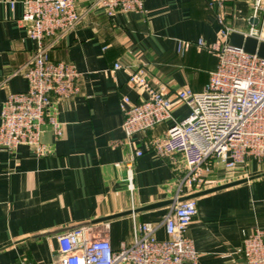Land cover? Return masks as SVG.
Returning a JSON list of instances; mask_svg holds the SVG:
<instances>
[{"label": "crops", "instance_id": "0c3cea01", "mask_svg": "<svg viewBox=\"0 0 264 264\" xmlns=\"http://www.w3.org/2000/svg\"><path fill=\"white\" fill-rule=\"evenodd\" d=\"M95 1L75 0L84 23L50 51L53 61L74 64L81 73L79 94L53 107L62 136L46 129L41 154L28 145L14 152L0 147V264L21 259L49 264L59 256L58 236L76 227L105 236L116 251L132 242L134 226L141 223L156 225L157 237L164 240V217L178 195L254 177L197 197L198 214L187 230L199 253L190 264H244V241L264 230V163L250 160L234 171L219 166L210 183L180 193L186 170L179 158L159 157L150 149L172 125L167 122L133 138L145 152L134 165L133 193L124 181V165L117 167L128 156L120 146L125 138L120 101L147 98L129 83L132 72L144 71L153 87L175 98L183 89L202 91L215 71L218 59L207 48L215 47L221 27L208 8L210 0H143L142 11L113 17L90 12ZM252 4L226 0L227 23L233 33L244 35L256 28L264 40V10L255 17ZM24 12L21 0H0V125L9 95L28 90L20 70L37 49ZM201 40L204 49L197 46ZM182 42L190 46L180 49ZM115 64L121 68L115 70ZM173 114L182 121L190 109L177 104Z\"/></svg>", "mask_w": 264, "mask_h": 264}, {"label": "built area", "instance_id": "2783aa9c", "mask_svg": "<svg viewBox=\"0 0 264 264\" xmlns=\"http://www.w3.org/2000/svg\"><path fill=\"white\" fill-rule=\"evenodd\" d=\"M25 7L23 22L29 36L37 43L33 57L20 70L27 82L26 92L9 95L3 103L0 125V147L14 152L28 145L37 154L43 151L42 137L50 128L62 136L54 104L74 98L80 92L81 73L71 63L55 62L51 49L70 32L84 23V14L75 0H21ZM143 0H96L90 12L102 10L108 17L117 13L142 11ZM208 8L221 27L213 52L218 64L208 83L200 92L191 88L168 97L153 87L144 71L132 72L129 83L147 93V98L133 103L122 97L123 131L120 146L128 149L123 164L128 190L135 191L134 165L145 152L134 146L135 135L151 131L167 122L172 125L164 136L152 141L151 150L159 157H178L186 170L180 179L179 192L187 187L190 193L210 183L209 176L222 166L234 171L250 160L264 163V58L248 53L244 48L230 45L232 28L227 23L226 0H210ZM254 16L264 10V0H253ZM250 36L261 39L256 28ZM190 46L182 42L180 49ZM197 46L204 49L201 40ZM121 68L115 64L114 69ZM184 104L190 114L177 121L173 111ZM164 217L167 238L160 240L158 227L152 223L134 226L132 242L114 250L105 236L94 237L85 227H76L58 236L59 256L49 264H190L196 263L199 253L187 230L198 214L197 199L179 201ZM244 264H264V230L257 229L242 247ZM14 264H40L21 259Z\"/></svg>", "mask_w": 264, "mask_h": 264}, {"label": "water", "instance_id": "95a60500", "mask_svg": "<svg viewBox=\"0 0 264 264\" xmlns=\"http://www.w3.org/2000/svg\"><path fill=\"white\" fill-rule=\"evenodd\" d=\"M230 45L233 47H238V48H244V50L248 53H252V54H257L258 56H260L261 58H264V41L259 42L258 39L250 37V36H245L244 34H240V33H232L230 36ZM255 179L253 178H249V179H243V180H239V181H235L223 186H219L216 188H212L209 190H205L199 193H195L192 194L190 196H187L185 198H181L180 201H186L189 199H196L197 197L206 195V194H210L216 191H220V190H224L230 187H234L237 185H241L244 183H247L248 181H251ZM171 204V202H170Z\"/></svg>", "mask_w": 264, "mask_h": 264}]
</instances>
